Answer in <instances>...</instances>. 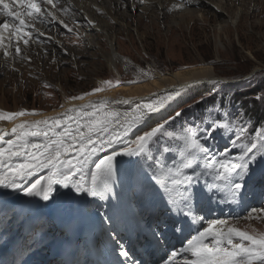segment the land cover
<instances>
[{
  "label": "rangeland",
  "instance_id": "374dc122",
  "mask_svg": "<svg viewBox=\"0 0 264 264\" xmlns=\"http://www.w3.org/2000/svg\"><path fill=\"white\" fill-rule=\"evenodd\" d=\"M56 1L62 6L65 4L62 2L64 0ZM176 1L168 0V4L165 5L166 8L156 6L155 10L151 13H145V4L139 3V8L137 7V9L132 10L133 12L129 11L131 15H134L128 19H124L122 15L119 16L122 11L126 14L129 13L125 12L126 9L124 7L118 6L117 17L119 18L118 20L124 22V25L114 26L113 32L117 34L115 46H117L122 57H125V62L121 60L117 61L118 71L111 68L105 58V53L109 50L105 38L99 41L101 43V51H97L96 56H91L92 53L99 49V46L97 45L98 47L95 46L94 49L88 50L83 35L77 36L75 33L76 29L72 25L81 22L75 14H73L74 16H70L72 20L74 19L73 22L71 20V31H68L66 28L62 29L58 23L49 24L48 26L43 23V26H40L41 29L36 26L35 29L37 32H42L44 36H34L49 42L52 41V38H56V36L60 37L63 35V38L65 36L64 45H60L65 50L72 51L73 49L76 54L75 57L65 52L59 54L56 52V55H53L54 52L51 46L45 42H42V48H38L41 44L38 43L39 39L36 42L35 40H31L26 45L23 41H20L21 51L19 54L15 51L16 42L14 41L13 46L9 49L10 55H5L3 49L0 48V106L2 104L6 108L0 110L14 113L28 109V111L32 110L38 113L34 116L18 118L16 121L0 120V124L6 122L14 124V122L18 123L20 120L28 119L29 121L39 120L44 118L42 117L43 115L53 110H56L55 115L62 113V111L58 113L57 111L65 107L64 112L67 109L64 104L68 100L63 96L62 89L59 87L60 85L67 89V96L72 98L85 93H91L97 86H101L104 81L115 83L119 80L121 81L120 85H134L148 81L150 78L153 79L158 73L168 75L169 72L173 73L203 65H212L215 68V76L217 77V83L212 90L189 96L170 111V113L154 118L149 122H144V127L143 123L138 127H134L126 137L127 141H133L143 131H147L157 123L175 116L176 111H181L182 115L170 121L169 125L166 126L165 135L160 136L158 140L150 145L153 159L120 156L117 157V168L123 166L126 170V168L130 169V166H135L142 174V169L150 168L151 173L149 178L153 175L157 176L155 178L158 179L168 176V170L174 165L178 166L181 162L182 142L179 141V136L182 135V130L189 126H199L200 131L203 132L206 124L214 119L229 121L233 125V130H235L237 121L243 123L248 130V136L244 142H254L255 130L264 127V124L260 128L255 129L254 122H248V119L238 107H234L233 109H229L228 107L223 108L221 97L224 98V94H226V99L228 102H231L232 95L236 90L248 88L252 84H256L258 76L256 75L255 79L254 75L264 72V0H248V2L237 0L234 3L231 0L229 1L231 6H228H233L234 9H231V13L225 12L222 16L219 14L220 17L214 16L216 13L215 9L209 11L203 8V16L201 13L196 19H186L185 23L179 26L174 25V21H177L175 16L179 17L182 14V11L177 10L175 7L174 3ZM42 5L45 6V4ZM124 6L126 5L124 4ZM240 8L243 9V12L246 9V12L242 18L241 25L237 27L233 23V19L237 18ZM192 9L195 10L197 7L193 6ZM43 11L45 13L44 17L47 20H51L52 18L47 15L51 11L45 7H43ZM163 12L166 13L165 16ZM99 14L104 16L102 11H99ZM6 19V16L0 15V23ZM137 19L139 22L138 30L137 32L136 30L133 32ZM42 20L38 19V22L42 23ZM135 20L136 22H134ZM224 24L227 25V30L225 29V33L219 36L218 26H225ZM125 28L128 29L125 30ZM79 51L81 53L85 51L84 55L81 54L83 58L80 57ZM97 79L100 81L98 82ZM133 80L138 82L133 84L127 83V81ZM111 88L114 87H108L100 93L108 92ZM100 93L86 96L84 99L86 101L83 104L89 101L99 102L104 100L105 98L103 97L101 100H98L100 99L99 96L94 97ZM166 96L164 94L161 98ZM258 97L260 98H257V108L263 113L264 93L262 92ZM198 104L207 105H204L205 107L202 112H197L195 111V105ZM112 107L116 106L112 103ZM118 108H121V106ZM118 108L116 109L120 110V112H122L121 110L128 111ZM48 115L45 117L53 116L52 114ZM137 128L142 129L135 132ZM167 132H174L176 138L168 136ZM12 135V137L8 138V134H6L5 139H15V134L12 133ZM213 137L214 139L209 141L212 145L213 153L219 154L225 148L232 149L231 155H236L239 152V149L233 148L229 142L230 139L235 138L232 132L224 131L223 135L220 132H214ZM126 146V144H119L114 147L117 151H120ZM111 151L112 149H108L107 152L100 153L97 159L102 158L106 154H111ZM154 160L160 162L159 166L154 164ZM199 163L202 166L203 157L200 158ZM263 166L264 161L252 165L250 174L253 171H258L260 168V170H264ZM196 170H201V168L196 167ZM43 175H47V170L37 173L28 183L34 182ZM129 177H131L129 173L122 177L125 185L130 181ZM142 179L141 174L135 177V180L139 182H142ZM119 180L122 182L120 178ZM62 190L65 192L67 189L61 188L58 194ZM112 196L117 198L113 191ZM28 198L30 197L26 196L23 192L0 187V201L2 199H9L15 202L16 206L21 207L26 205L25 201ZM46 202L39 197L34 200V204L39 208H42V203L45 206ZM260 208H264V204ZM44 211L46 210L44 209ZM248 213L240 218H221L219 220L234 222L241 229L249 231L255 229L264 232V220L258 219V227H255L246 218ZM41 245H45L44 240L38 243L36 251L43 250L45 252L46 248H41Z\"/></svg>",
  "mask_w": 264,
  "mask_h": 264
},
{
  "label": "snow or ice",
  "instance_id": "6c2138e0",
  "mask_svg": "<svg viewBox=\"0 0 264 264\" xmlns=\"http://www.w3.org/2000/svg\"><path fill=\"white\" fill-rule=\"evenodd\" d=\"M42 4L55 7L54 0H0V14L7 17L0 23V48L5 55L11 54L9 49L13 40L16 41L17 54L21 51V40L28 44L31 33L27 29L35 27L34 22L45 16ZM47 15L56 18L54 12ZM64 27L67 28V24ZM137 82L127 81L129 84ZM120 84L119 80L115 83L104 81L91 93L71 99L84 100L86 96ZM178 95L179 92L170 93L158 101L137 105L131 112H120L112 107V103H130L127 99L114 102L104 99L72 105L51 117L14 123L10 131L15 134V139L6 140L5 131L0 129V187L23 192L28 197H39L43 201H52L57 197V186L68 189V192L59 195L70 199L76 198L73 193L106 199L116 181L117 157L153 159L150 145L165 135L166 126L182 112L176 111L175 116L143 131L133 141H127L126 137L134 127L146 122L149 114L158 112L166 101ZM37 114L28 110L14 113L0 110V120L16 121ZM224 131L234 135L235 138L229 142L233 148L239 149L236 155H231V148H225L219 154L212 152L209 141L214 139L213 133L223 135ZM167 135L176 138L174 132H167ZM247 136L248 130L243 123L237 121L233 130L229 121L216 119L209 121L203 132L199 126H189L179 136L182 142L181 162L168 170L170 184L164 186L169 202L174 206L171 211L185 218L184 224L175 221L173 230L183 231L185 226L190 227L186 223L189 219L192 224L200 223L202 227L181 249L191 254V259L186 258L185 264H264V232L241 229L226 220H212L204 227V218L193 209L194 192L191 188L205 173L212 177L214 187L226 190L234 202L242 199L251 166L264 161V127L255 130L254 142L245 143ZM119 144L127 146L117 151L114 146ZM108 149H112L111 154L97 159ZM201 157L202 166L199 163ZM154 164L159 166L160 162L154 160ZM196 167H200L201 171H196ZM45 170L47 175L28 183L37 173ZM150 179L154 180L155 176ZM177 194L181 197L180 204L176 201ZM261 214H264V208H252L246 218L264 220ZM153 237L157 243L163 239L157 233H153ZM177 254L173 253V256ZM119 255L127 258L129 252L121 248ZM165 264H172V257Z\"/></svg>",
  "mask_w": 264,
  "mask_h": 264
},
{
  "label": "bare ground",
  "instance_id": "6f19581e",
  "mask_svg": "<svg viewBox=\"0 0 264 264\" xmlns=\"http://www.w3.org/2000/svg\"><path fill=\"white\" fill-rule=\"evenodd\" d=\"M229 1L231 0H179V1H176L174 3L175 7L177 8V10L182 11V14L179 17L175 16V19H177V21H174V25L175 26L182 25L183 23H185L186 19H190V20L196 19L198 15H200L201 13L203 16V12H202L203 8L209 11H213L212 9H215L216 10V13L214 14L215 17H220L225 12L231 13V9L233 8V6L229 7L231 6V4H229ZM235 1L237 0H233V3ZM244 1L248 2V0H244ZM62 2L65 3L64 6L60 5L58 1L54 0V3L56 4L54 8L51 5H47V4H45V6L42 5V9L43 7H45V8H48L51 12H54L56 18L47 20L45 17H43L42 23L38 22V20L34 22L35 26L36 27L43 26L42 25L43 23L46 26H48L49 24L58 23L59 26L63 29L65 28L64 25L67 24L68 22L67 24L68 27L66 29H68V31H71L72 29L70 28L71 27L70 24L72 25L71 23L72 18H70V16L73 14L77 15V18L81 23H75L74 25H72L76 29L75 33L77 34V36L83 35V38L87 45L88 50L94 49L95 46L96 47L99 46V49L95 51L96 53L91 52L92 53L91 56L93 55L96 56L98 53L97 51H101V43L99 41L102 40V38H105L107 40V46L109 47V50H107V53H105V56H106L105 58L107 60V63H109L110 67L117 71H118L117 61L121 60L125 62V59H124L125 57L124 58L122 57V54L117 49V46H115L116 45L115 40L117 39L116 37L117 34L113 32L114 26L124 25V22L118 20L119 18L117 17L118 13L116 12H118L117 11L118 6L124 7L126 9L125 12L129 13V11L137 9V7L139 8L140 4H145V8H144L145 13H151L153 10H155L154 8L156 6H159V8H166L165 5L168 4L167 3L168 0L166 1L164 0H158V1H155V0H128V1L127 0H97V1L95 0H64ZM124 4L126 6H124ZM193 6L197 7V9L193 10L192 9ZM74 11H76L77 13ZM99 11H102L104 13V16H101V14H99ZM242 12H243V9L240 8V11L237 13L238 15L237 18L233 19V23L237 25V27L241 25V21L245 15L246 9L244 10L243 14ZM122 13L119 14V16L122 15L124 19L125 18L128 19L134 15V14L131 15V13L126 14L123 11ZM163 14L165 16L166 13L163 12ZM0 15H3V14H0ZM60 21H63V23H61ZM73 21L74 19L72 20V22ZM134 22H136V20ZM138 23L139 22L137 19V23L135 24L136 26L133 27V32L135 30L137 32ZM218 27H219V31H218L219 36H222V34L225 33V29L227 28V25L225 26L220 25ZM127 29L128 28H125V30ZM27 31L31 33V36L28 38V41L35 40L36 42V40L39 39L38 43H41V44L39 45L40 47L38 48H42L41 47L42 42H45L46 44L49 43V45L51 46V49L54 52L53 55H56V52H58V54L65 52V53H68L72 57L76 56L73 49L72 51L65 50L60 45V44L64 45L65 36L64 38H63V35L60 37L56 36V38L55 37L52 38V41L49 42V41H43L42 38L34 37L35 35L44 36L42 32H39V31L37 32L35 27L29 28L27 29ZM96 35H98L97 36L98 38L96 37ZM13 41L16 42L15 40ZM84 52L82 51L81 53V51H79L81 58H83L81 54H83ZM216 78L217 77L215 76V68L212 65H203L200 67L190 68L187 70L175 71L173 73L169 72L168 75L158 73L155 78L153 79L150 78V80L145 81L143 83H138L134 85H119L117 87L111 88L110 91L108 92L96 94L94 97L99 96L100 99L98 100H101V98L103 97L109 101L112 100L113 102L118 101V100H125V99L130 100V103H127V104H124V103H119V104L113 103V104L116 106L114 108H118L119 106H121V108H118V109L128 110V111L121 110L122 112H131L133 109L137 107V105L143 106V105L152 103L154 101H158L159 99H161V97L164 94L168 95L170 93L174 94L176 92H179L178 96H174L172 100L166 101L164 106L160 108L158 112L149 114V117L146 120V122H149L153 120L154 118L170 113V111H172L175 107L181 104L189 96L212 90L217 83ZM59 87L60 89H62L61 91H62L63 96L66 97V99L68 100L64 104V106H66L67 108L71 107L72 105H81L86 101V100L73 101L70 96H67V93H68L67 89H65V87L61 85ZM0 109L4 110L6 108L2 106L1 104ZM64 109L65 107L60 110L58 109L57 113L60 111L63 112ZM54 113H56V110L50 111L49 113H46L42 117L49 116L48 114H52L54 116L55 115ZM24 119H27V118H24ZM144 126L145 124L143 123V127ZM12 127H13V123H10V122L0 124V129L5 131V135L8 134V138L13 136L12 132L10 131ZM139 129H142V128L135 129V132ZM262 173H263V170L253 172L250 174L249 178L255 177ZM57 188L59 192L62 187L57 186ZM66 191L68 192L69 190L67 189L65 190V192L62 190L61 193H66ZM73 196L76 198L70 199L67 196H61L58 194L57 197L53 199L52 201H47L45 206L49 204L51 206L49 211H57V212L62 213V211L69 208V205L72 204L73 202L78 203L76 206L80 205V202L82 205H85L86 202L89 204L88 202V199H90L89 196L85 194H76V193H73ZM27 205L32 207L31 203H27ZM248 220L251 221L252 225H254L255 227H258V219H248ZM228 222L230 224H234V222H231V221H228ZM204 227H206V225ZM115 255H112V256H115Z\"/></svg>",
  "mask_w": 264,
  "mask_h": 264
},
{
  "label": "trees",
  "instance_id": "16d2710c",
  "mask_svg": "<svg viewBox=\"0 0 264 264\" xmlns=\"http://www.w3.org/2000/svg\"><path fill=\"white\" fill-rule=\"evenodd\" d=\"M256 75L258 76L256 84H252L248 88L236 90L232 95L231 102H228L226 94H224V98L221 97V103L223 104V108L228 107L229 109H233L234 107H238L248 119V122H254L256 128H260L264 124V111L262 113L258 110L257 98L262 92L264 93V72L255 74L254 78ZM215 97L217 98L216 95ZM204 105L207 104L195 105V111L202 112L205 107ZM262 110L264 109L262 108Z\"/></svg>",
  "mask_w": 264,
  "mask_h": 264
}]
</instances>
